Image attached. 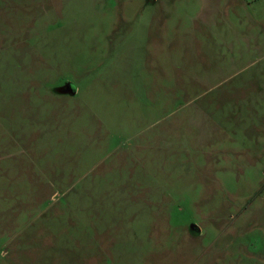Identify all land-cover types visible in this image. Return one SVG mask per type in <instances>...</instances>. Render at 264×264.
Listing matches in <instances>:
<instances>
[{"label": "rangeland", "instance_id": "374dc122", "mask_svg": "<svg viewBox=\"0 0 264 264\" xmlns=\"http://www.w3.org/2000/svg\"><path fill=\"white\" fill-rule=\"evenodd\" d=\"M0 264H264V0H0Z\"/></svg>", "mask_w": 264, "mask_h": 264}, {"label": "water", "instance_id": "95a60500", "mask_svg": "<svg viewBox=\"0 0 264 264\" xmlns=\"http://www.w3.org/2000/svg\"><path fill=\"white\" fill-rule=\"evenodd\" d=\"M65 90L69 91V88L66 86Z\"/></svg>", "mask_w": 264, "mask_h": 264}]
</instances>
